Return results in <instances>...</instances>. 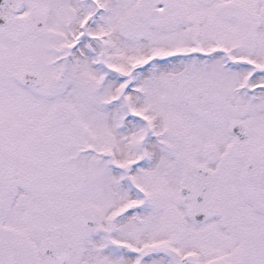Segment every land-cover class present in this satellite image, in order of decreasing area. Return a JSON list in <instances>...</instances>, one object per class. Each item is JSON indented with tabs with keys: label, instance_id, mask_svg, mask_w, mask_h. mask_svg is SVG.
Listing matches in <instances>:
<instances>
[{
	"label": "snow or ice",
	"instance_id": "6c2138e0",
	"mask_svg": "<svg viewBox=\"0 0 264 264\" xmlns=\"http://www.w3.org/2000/svg\"><path fill=\"white\" fill-rule=\"evenodd\" d=\"M0 264H264V0H0Z\"/></svg>",
	"mask_w": 264,
	"mask_h": 264
}]
</instances>
